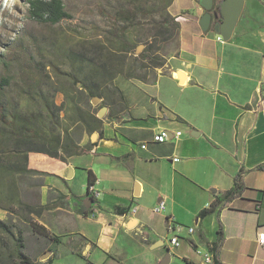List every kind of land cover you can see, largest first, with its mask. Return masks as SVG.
<instances>
[{"label":"crops","instance_id":"1","mask_svg":"<svg viewBox=\"0 0 264 264\" xmlns=\"http://www.w3.org/2000/svg\"><path fill=\"white\" fill-rule=\"evenodd\" d=\"M188 1L184 11L168 6L179 24L176 49L153 79L124 78L135 88L126 91L120 76L114 78L122 109L102 121L101 137L89 140L91 149L67 162L42 156L31 165L47 173L43 208L39 216L31 214L33 221L57 238L48 242L53 250L42 264L66 256H79L80 264H159L161 255L150 249L167 243L140 210H152L159 201L165 203V230L167 217L181 227L177 257L187 264H206L208 251L215 264H264V249L255 239L264 231V0L247 1L256 22L247 39L238 25L241 11L228 40L212 26L203 31L200 0ZM161 130L168 140L155 141ZM79 168L85 187L76 193L72 181ZM240 170L241 194L199 218L214 196L234 188ZM115 205L128 212L115 213ZM180 211L194 217L187 227L193 232L179 224L185 215Z\"/></svg>","mask_w":264,"mask_h":264},{"label":"rangeland","instance_id":"2","mask_svg":"<svg viewBox=\"0 0 264 264\" xmlns=\"http://www.w3.org/2000/svg\"><path fill=\"white\" fill-rule=\"evenodd\" d=\"M61 1L70 17L50 24L37 22L30 17L27 0H0V54L12 57L14 61L6 73L11 74V83L0 92V101L16 110L35 111L40 105L30 98V94L38 87L48 99L61 106L59 118L63 125L74 117L72 107L75 104L81 112L96 111V116L103 121L122 109L113 87L114 79H111L116 72H120L116 76L122 77H118V81L123 89H133V85L124 84V78L130 76L151 81L157 73L155 65L175 52L174 34H157L155 39H151L162 28L159 21L168 12L166 4L169 0ZM244 1L238 25L244 28V39H247L249 29L256 22L253 20L254 9L251 16L248 14L247 5L251 2L247 4L248 0ZM170 5L172 11H184L189 1L172 0ZM121 9H131L135 15H131V20H116L115 14ZM218 20L219 14L212 22ZM138 45L143 47L136 54ZM3 73L0 65V75ZM66 73L80 78L87 74H106L102 87L104 98L96 104L91 103L85 93L63 75ZM103 107L104 113L98 116ZM82 139L89 141L90 135L84 133ZM17 159L11 153V141L8 143L0 138V220L9 230L6 232L0 228V264H18L13 253L17 238L22 240L21 251L30 258L31 263L42 264L47 258L41 259V256L53 250V247H47L48 242L52 241L31 227L29 221H33V215L28 210L40 206L44 175L9 170L8 164ZM72 183L76 193L84 190L85 174L82 168L75 171ZM140 210L151 227L161 229V239L167 243L162 219L165 212L155 213L146 206ZM180 212L185 215L179 224L186 230L192 225L194 217ZM165 245L150 249V254L161 255V260L170 255V264H187L186 260L177 257L181 245L169 250ZM81 261L79 256H66L57 258L53 264H80Z\"/></svg>","mask_w":264,"mask_h":264},{"label":"trees","instance_id":"3","mask_svg":"<svg viewBox=\"0 0 264 264\" xmlns=\"http://www.w3.org/2000/svg\"><path fill=\"white\" fill-rule=\"evenodd\" d=\"M171 1L172 0H169L167 2V8ZM27 3L30 17L37 22L56 24L62 19L70 17L65 11L61 0H27ZM219 8L220 0H214L212 11L217 13ZM133 14L135 15V12L131 9H121L116 12L114 18L121 21L131 20V15ZM159 23L162 28L152 35V40L155 39L157 34L162 35L166 33L174 34L177 39L179 24L175 20V17L167 12ZM141 53L143 54L144 52ZM13 63L12 57L9 58L3 53L0 54V65L4 72L0 75V92L7 89L11 83V74L6 73L10 71ZM164 63L165 60H160L155 67H160ZM116 73L119 74L120 72ZM117 74L112 76L111 79H114ZM63 75L70 79L72 84L75 87L77 86L80 91L84 92L90 100L92 97L104 98L102 87L105 84L106 74H87L84 78H80L71 73ZM136 78L144 80L143 78ZM113 87L118 98L122 100L123 98L117 86ZM30 98L37 100L40 105L37 110L31 112L10 108L6 106L3 101H0V138L8 143L11 141V153L18 158L17 161L8 164L9 170H12L14 173L46 175V172L32 167L31 165H36V161L41 159L42 156H48L61 162H67L69 157L83 155L94 145V143L89 141L81 144L82 135L84 133L91 135L93 132H97L98 136L101 137L102 119L96 116V111L87 110L81 112L75 104L72 107L74 117L68 124L63 125L59 118L60 111H62L61 106L56 105L52 99H48L40 88L37 87L33 90L30 94ZM111 115L112 114H110V117H112ZM90 182L91 177L88 172V186ZM241 191L242 171L240 170L234 178V188L226 191L220 196H214L210 204L202 208L197 216L199 218L205 217L212 213L216 206L224 199L225 201H229L239 196ZM42 208L43 206H38L33 209L29 208L28 212L29 214L39 216ZM114 211L117 214H126L128 212V207L115 205ZM29 222L37 233L49 237L52 242L57 241V238L48 234L44 226L35 221ZM0 228L9 232L8 227L1 220ZM22 247V240L17 238L13 253L18 260V264H32L30 258L21 251Z\"/></svg>","mask_w":264,"mask_h":264},{"label":"water","instance_id":"4","mask_svg":"<svg viewBox=\"0 0 264 264\" xmlns=\"http://www.w3.org/2000/svg\"><path fill=\"white\" fill-rule=\"evenodd\" d=\"M244 0H220V8L217 13L212 11L214 0H200V5L204 9V13L202 14L201 18L199 19L200 28L203 31H206L210 26L214 27L215 31L220 34L223 40H228L236 23L240 16V13L243 8ZM220 15V20L212 22V20L217 16ZM143 45H138L136 48V54L141 50ZM177 78L179 81L182 82V74L183 72L180 70L176 71ZM100 101L98 97H92L91 103L96 104ZM105 111V108H101L98 116H101ZM192 135H198V132H191ZM97 136L96 132H93L90 135V139L92 141L95 140ZM72 170H69L68 177L71 176ZM86 205L88 206L92 199L87 195L86 196ZM163 243V240L162 242ZM48 253H45L41 256V258L47 257ZM170 260V256L167 255L164 259L161 260L159 264H168Z\"/></svg>","mask_w":264,"mask_h":264},{"label":"built area","instance_id":"5","mask_svg":"<svg viewBox=\"0 0 264 264\" xmlns=\"http://www.w3.org/2000/svg\"><path fill=\"white\" fill-rule=\"evenodd\" d=\"M180 132H176V135H179ZM168 132L166 130H161L157 134L154 135L153 139L158 142H164L168 140ZM141 147H145V145H141ZM177 158H174L173 160L175 161ZM92 189V187H88L87 190V195L89 196V192ZM165 208V203L163 201H159L153 208L152 210L155 213H160L163 211ZM136 206H133L130 208L129 212L131 214H134L136 212ZM180 226L175 224L172 217H167L166 218V230L168 232V241H167V250L170 248H175L180 245V236L178 235V232L180 231ZM187 231L189 233L193 232V228L189 227L187 228ZM256 242L257 244L264 249V231L258 232L256 234ZM210 248H212V245H209ZM204 262L206 264H215L214 262V257L210 251H208L206 254H204Z\"/></svg>","mask_w":264,"mask_h":264}]
</instances>
